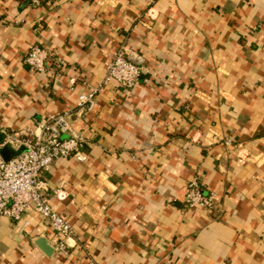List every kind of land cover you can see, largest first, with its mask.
<instances>
[{
	"label": "crops",
	"instance_id": "0c3cea01",
	"mask_svg": "<svg viewBox=\"0 0 264 264\" xmlns=\"http://www.w3.org/2000/svg\"><path fill=\"white\" fill-rule=\"evenodd\" d=\"M35 45L45 72L26 63ZM121 47L140 83L79 110ZM66 112L62 138L85 139L88 159L43 179L66 190L51 204L69 254L30 210L0 219V264H264V0H0V147ZM194 178L213 209H186Z\"/></svg>",
	"mask_w": 264,
	"mask_h": 264
},
{
	"label": "built area",
	"instance_id": "2783aa9c",
	"mask_svg": "<svg viewBox=\"0 0 264 264\" xmlns=\"http://www.w3.org/2000/svg\"><path fill=\"white\" fill-rule=\"evenodd\" d=\"M57 2L59 0H33L35 5L41 2ZM50 52L40 46H33L26 57V63L36 72H45ZM58 66L62 59L57 58ZM144 72L142 65L130 60L126 47H121L107 66L105 79L92 86L86 92L80 94L77 108L84 111H92L97 106V97L105 86L115 81L127 92L132 91L139 83ZM70 113L52 116L39 126L40 132L33 133L27 138H16L9 134L3 146L12 144L15 149L22 146L26 151L21 155L6 161L0 147V219L10 218L20 222L23 215L32 210L46 220L51 230L55 233V252L60 256H68L69 244L74 235V228L61 213L52 206V199L65 200L67 197L64 186L49 187L43 179V174L61 159L75 158L80 162H86L88 156L85 152L86 140L80 136L71 135L62 138L63 133H71L69 122ZM227 144L231 143L227 139ZM218 196L216 193H206L198 178H194L188 184L185 195V207L188 210L200 208L211 210L216 206Z\"/></svg>",
	"mask_w": 264,
	"mask_h": 264
},
{
	"label": "water",
	"instance_id": "95a60500",
	"mask_svg": "<svg viewBox=\"0 0 264 264\" xmlns=\"http://www.w3.org/2000/svg\"><path fill=\"white\" fill-rule=\"evenodd\" d=\"M26 151V148L24 146H22L20 149H15L12 144L7 143L1 153L4 157V159L8 162L11 161L13 158L21 155L22 153H24ZM38 244L40 245V247L47 253V254H51L54 250L53 248L48 244V242L45 239H40Z\"/></svg>",
	"mask_w": 264,
	"mask_h": 264
}]
</instances>
